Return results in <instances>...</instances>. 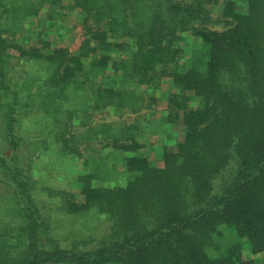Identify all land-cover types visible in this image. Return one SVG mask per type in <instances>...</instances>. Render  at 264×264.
Here are the masks:
<instances>
[{"label": "trees", "instance_id": "trees-1", "mask_svg": "<svg viewBox=\"0 0 264 264\" xmlns=\"http://www.w3.org/2000/svg\"><path fill=\"white\" fill-rule=\"evenodd\" d=\"M217 2L0 0V183L23 224L20 244L0 229V264H260L243 252L264 253V0ZM67 9L82 13L77 50L27 41L32 19ZM166 81L156 124L184 136L160 163L137 152L136 120L97 139L121 162L91 165L77 192L40 182L37 157L82 155L76 123L100 136L96 114L152 110ZM44 194L106 230L61 244Z\"/></svg>", "mask_w": 264, "mask_h": 264}, {"label": "rangeland", "instance_id": "rangeland-1", "mask_svg": "<svg viewBox=\"0 0 264 264\" xmlns=\"http://www.w3.org/2000/svg\"><path fill=\"white\" fill-rule=\"evenodd\" d=\"M244 0H240L243 2ZM220 2L210 5L212 13L217 14V9L220 7ZM53 19L54 23L50 20L43 19L39 22L34 18L32 19V31L27 36V41L35 45H41V39L50 41V47L64 46L68 47L71 51L78 49L81 41L83 40V27H82V13L75 10H64L59 12ZM55 21H57L55 23ZM18 61L17 58H14ZM21 62L15 63L16 69L19 70ZM170 89V85L166 82L161 84L158 90V101L152 110H143L140 113L131 111L117 112L111 109L100 111L94 117L92 125H109L108 129L101 131L100 136L96 135L94 129L87 131V126L76 123L73 126V132L76 134L80 141L79 147L82 150V155H69L68 157L60 158L58 161L55 159L53 152H46L45 155L37 157L38 170L35 175L39 178L40 182L51 184L57 189H69L78 191L74 180L82 173L87 172L91 165L96 162H101L102 169L119 164L120 151L114 149L111 145H106L104 142L97 139L107 140V135L117 133L123 137V130L137 120L138 127L136 130L137 140L140 147L137 152L146 155L154 163H160L162 159V151L165 146L170 149L176 147L177 143L184 136V127L181 122L177 124H163L158 126L157 119L165 115L166 110V92ZM145 113V114H144ZM101 123V124H100ZM127 126V127H126ZM40 130V127L34 125L29 129L30 132ZM99 129H95L98 131ZM86 160L89 163H85ZM121 162V161H120ZM53 163V164H52ZM43 198L46 200V212L52 217V222L55 226V234L61 244H67L72 238L79 237L81 229L84 232H93L94 234H101L106 230L107 225L102 220L95 218H77L71 214L62 211V203L60 198L50 197L44 194ZM50 213V214H49ZM51 219V218H50ZM23 225L19 218L15 200L12 194L11 186L0 183V229L9 227L12 230L11 240L15 242L18 239L17 227ZM13 228V229H12ZM16 228V229H15ZM20 240V239H19ZM17 240V244L21 241ZM245 258H254L260 264H264V253L253 254L247 248L244 249Z\"/></svg>", "mask_w": 264, "mask_h": 264}]
</instances>
